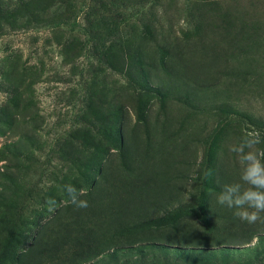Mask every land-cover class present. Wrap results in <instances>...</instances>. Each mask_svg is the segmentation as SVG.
I'll return each mask as SVG.
<instances>
[{
  "label": "rangeland",
  "instance_id": "1",
  "mask_svg": "<svg viewBox=\"0 0 264 264\" xmlns=\"http://www.w3.org/2000/svg\"><path fill=\"white\" fill-rule=\"evenodd\" d=\"M248 132L264 0H0V264H264L215 253L264 251L217 203Z\"/></svg>",
  "mask_w": 264,
  "mask_h": 264
},
{
  "label": "clouds",
  "instance_id": "2",
  "mask_svg": "<svg viewBox=\"0 0 264 264\" xmlns=\"http://www.w3.org/2000/svg\"><path fill=\"white\" fill-rule=\"evenodd\" d=\"M261 143L259 133L248 132L238 144L230 145L229 151L237 155L241 165L240 182L224 185L217 195L219 205L233 209L236 217L249 224L264 223V150L257 147ZM64 191L77 208L88 207V201L80 199L85 195L83 189L67 184ZM46 204L49 212L55 211L54 198H48Z\"/></svg>",
  "mask_w": 264,
  "mask_h": 264
},
{
  "label": "trees",
  "instance_id": "3",
  "mask_svg": "<svg viewBox=\"0 0 264 264\" xmlns=\"http://www.w3.org/2000/svg\"><path fill=\"white\" fill-rule=\"evenodd\" d=\"M243 252L248 253L249 255H254L255 257L263 256L264 251H259V249H243V250H220L215 252L216 254H221L222 256H225L226 258L231 259V261H234L237 256H242ZM251 253V254H250Z\"/></svg>",
  "mask_w": 264,
  "mask_h": 264
}]
</instances>
